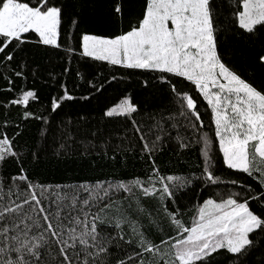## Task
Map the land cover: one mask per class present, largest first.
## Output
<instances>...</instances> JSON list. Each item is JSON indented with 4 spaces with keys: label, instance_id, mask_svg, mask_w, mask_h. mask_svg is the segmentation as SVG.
I'll return each mask as SVG.
<instances>
[{
    "label": "snow or ice",
    "instance_id": "obj_1",
    "mask_svg": "<svg viewBox=\"0 0 264 264\" xmlns=\"http://www.w3.org/2000/svg\"><path fill=\"white\" fill-rule=\"evenodd\" d=\"M0 264H264V0H0Z\"/></svg>",
    "mask_w": 264,
    "mask_h": 264
},
{
    "label": "trees",
    "instance_id": "obj_2",
    "mask_svg": "<svg viewBox=\"0 0 264 264\" xmlns=\"http://www.w3.org/2000/svg\"><path fill=\"white\" fill-rule=\"evenodd\" d=\"M85 24H89V19L86 15ZM75 67V65H74ZM38 87L40 85H37ZM125 87L124 84L116 85L115 83L111 87H107L103 94H94L96 98H90L89 101L85 102L83 100H79L78 102H69L65 108L64 112H67L68 115L72 118H75L77 114L87 113L90 116L99 117L100 109L110 103L117 95V93ZM81 92H86V86H83L77 90V95L79 96ZM42 96H47L48 92L46 89L42 88L41 92ZM61 117H63V112L61 113ZM195 159V157H193ZM114 170L106 169L102 175L111 176ZM116 174H120L118 170H115Z\"/></svg>",
    "mask_w": 264,
    "mask_h": 264
}]
</instances>
